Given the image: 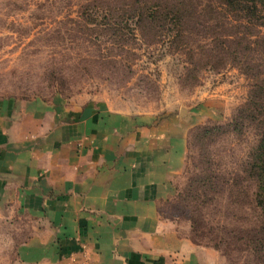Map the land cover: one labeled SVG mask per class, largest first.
I'll return each instance as SVG.
<instances>
[{"label": "crops", "instance_id": "0c3cea01", "mask_svg": "<svg viewBox=\"0 0 264 264\" xmlns=\"http://www.w3.org/2000/svg\"><path fill=\"white\" fill-rule=\"evenodd\" d=\"M233 101L157 119L98 101L1 100L0 264H216L169 207L191 130L220 104L229 117Z\"/></svg>", "mask_w": 264, "mask_h": 264}, {"label": "rangeland", "instance_id": "374dc122", "mask_svg": "<svg viewBox=\"0 0 264 264\" xmlns=\"http://www.w3.org/2000/svg\"><path fill=\"white\" fill-rule=\"evenodd\" d=\"M91 2L0 0V101L64 100L78 104L98 101L115 111L159 119L179 111L195 112L205 99L217 94L232 96L230 116L224 118L220 104L214 120L192 129L189 139L199 128L230 124L248 103L254 81L236 65L228 62L212 68L209 66L212 59L198 55L195 69L185 52L187 48L177 49L172 38L157 43L139 36L136 42L121 48L114 38L106 36L104 27L86 23L84 6ZM261 13L264 15L263 9ZM223 14L204 16L203 13L200 19L194 20L199 22L194 25L198 30V45L211 48L213 39L228 35L245 36L255 42L264 35L260 21L238 19L229 12ZM100 15L103 13L97 16ZM187 69L198 72L193 73L196 80L188 79ZM257 133L254 125L246 123L242 135L216 136L209 151L229 178L242 170L258 143ZM199 154L200 150L192 142L178 195L184 192L192 175L188 173V168L192 171L190 158L194 156L196 163ZM242 187L248 196L239 194L243 189L233 187V194L229 191L220 198V213L212 217V225L229 231L255 229L257 235L264 219L254 204L255 190L247 182ZM179 206L177 197L169 212L178 217L181 230L195 244L220 255L216 264H264L260 251L255 252L242 243L231 245L223 252L207 247L209 238L193 229L188 218L179 214ZM225 238L234 241L231 236Z\"/></svg>", "mask_w": 264, "mask_h": 264}, {"label": "trees", "instance_id": "16d2710c", "mask_svg": "<svg viewBox=\"0 0 264 264\" xmlns=\"http://www.w3.org/2000/svg\"><path fill=\"white\" fill-rule=\"evenodd\" d=\"M262 9L264 0H92L84 6L83 18L86 23L104 27L106 36L114 38L121 48L129 42H136L139 36L143 40L151 38L157 43L172 38L177 49L187 48L185 52L195 69L196 57L207 55L213 62L210 67L217 68L218 65L225 66L231 62L254 81L248 103L230 124L199 128L188 141V149L190 145L191 150L194 142L200 154L196 163L194 156L190 158L189 167H192V171L188 168V173L192 175L184 192L178 195V212L188 218L195 231L209 238H206L207 247L222 252L231 245L242 243L264 255V222L257 235L255 229L229 231L216 228L212 223V217L220 213V198L229 191L233 194V187L243 189L239 194L248 196L246 188L242 187L246 182L254 187V204L264 219V35H260L255 42L245 36L214 37L211 48H205L196 42L198 30L195 26L199 22L194 23V20L200 19L203 13L204 16L206 13L208 16H224L223 13L229 12L238 19L243 17L250 22L260 21V26L264 28ZM99 13H103V16H97ZM260 56L263 57L262 63ZM187 72L188 79L196 80L197 76L193 75L198 73L196 70L187 69ZM246 123L256 127L258 143L242 170L229 178L222 166L214 161L209 148L215 143L216 136L242 135ZM227 236H231L234 241H227Z\"/></svg>", "mask_w": 264, "mask_h": 264}, {"label": "water", "instance_id": "95a60500", "mask_svg": "<svg viewBox=\"0 0 264 264\" xmlns=\"http://www.w3.org/2000/svg\"><path fill=\"white\" fill-rule=\"evenodd\" d=\"M185 111H183V113H184Z\"/></svg>", "mask_w": 264, "mask_h": 264}]
</instances>
